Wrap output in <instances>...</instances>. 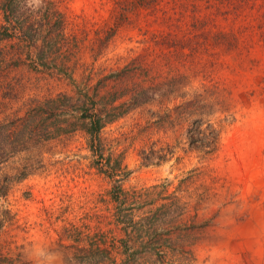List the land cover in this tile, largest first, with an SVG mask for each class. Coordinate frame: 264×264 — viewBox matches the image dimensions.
I'll return each mask as SVG.
<instances>
[{"label":"rangeland","instance_id":"rangeland-1","mask_svg":"<svg viewBox=\"0 0 264 264\" xmlns=\"http://www.w3.org/2000/svg\"><path fill=\"white\" fill-rule=\"evenodd\" d=\"M14 1L36 48L15 65L14 41L0 40V264H78L83 241L57 234L103 227L113 204L100 159L149 203L134 217L192 264H264V0ZM41 119L58 124L52 137L22 143Z\"/></svg>","mask_w":264,"mask_h":264},{"label":"trees","instance_id":"trees-1","mask_svg":"<svg viewBox=\"0 0 264 264\" xmlns=\"http://www.w3.org/2000/svg\"><path fill=\"white\" fill-rule=\"evenodd\" d=\"M141 4L142 2H139V5ZM17 7L14 0H0V40L12 39L14 41L15 50L11 56L15 55L14 64L20 65L24 63V53L26 58H30L29 51L36 48V35L35 30L32 29L34 26L30 16L25 15ZM26 22H29V24ZM37 57L41 59L39 54ZM34 64L37 65V63ZM42 76L57 77L56 74L51 72H44ZM53 77L50 78L53 79ZM56 98L46 97L45 102L54 105ZM38 102L40 105L42 104L41 101ZM30 109L32 108L30 107ZM92 114L93 107H89L83 111L82 116L89 118L87 127L88 147L92 152H97V130L101 126V119L98 115ZM25 116L28 119L31 116V110H27ZM109 116L114 115L109 113ZM20 119V124L27 121L24 117ZM57 127L58 124L54 121L41 119L36 125L37 129L34 131V137H31L28 131L22 143L29 144L30 140L33 139V141L42 144L52 137ZM189 132L197 133V137L191 140H194L204 150L203 147L209 142L206 133L200 131L196 126L194 128L190 127ZM212 133L213 141H215L216 134L214 131ZM7 156L8 154L0 153V165ZM96 167L110 178L107 195L113 204V208L110 209L111 211L103 227L97 228L93 232L88 231L82 234L79 228L73 224L61 228V232L57 234L58 239L69 238L75 241H83L82 245H76L74 248L73 256L76 262L78 264H134L138 255L147 254L153 257L156 264H192L191 253L182 246H173L171 235L166 230L158 227L155 221L145 216L146 214L134 217V211L138 212L139 209L149 204L142 194L135 190H125L119 183L120 175L104 159H100ZM28 169L29 167L24 165L23 170L17 171V178H22ZM6 188V184L0 183V198L5 195ZM4 219V217H1L0 226Z\"/></svg>","mask_w":264,"mask_h":264}]
</instances>
